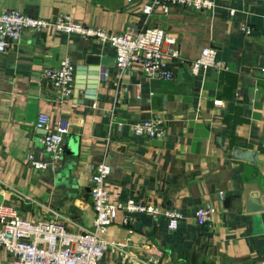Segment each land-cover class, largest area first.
<instances>
[{
    "label": "crops",
    "instance_id": "obj_1",
    "mask_svg": "<svg viewBox=\"0 0 264 264\" xmlns=\"http://www.w3.org/2000/svg\"><path fill=\"white\" fill-rule=\"evenodd\" d=\"M147 0H0V11L53 19L68 15L76 23L120 34L125 29L159 27L175 43L179 59L167 57L172 81L146 80L133 67L120 74L109 44L53 31H24L0 52V203L29 221L62 218L71 232L89 229L94 220L90 178L103 163L108 202L128 199L155 206L160 214L135 215L131 229L117 212L105 239L118 244L99 264H264V213L241 211L243 185L262 180L264 191V0L220 1L210 12L173 8L143 13ZM233 10L232 15L229 11ZM248 25L250 36L241 31ZM212 48L226 70H201L189 64L203 48ZM111 60L89 95L86 56ZM68 59L74 66L72 95L59 101L58 92L39 77ZM80 78V80H79ZM82 88V89H81ZM47 114L55 130L67 120L65 155L45 170H35L29 158L48 162L35 129L39 114ZM156 119L164 136L147 140L133 135L134 124ZM234 148L258 154L255 164L234 160ZM229 199L228 207L216 199ZM208 203L216 208L203 227L195 211ZM167 209L182 215L170 231ZM0 264H11L0 248Z\"/></svg>",
    "mask_w": 264,
    "mask_h": 264
},
{
    "label": "built area",
    "instance_id": "obj_2",
    "mask_svg": "<svg viewBox=\"0 0 264 264\" xmlns=\"http://www.w3.org/2000/svg\"><path fill=\"white\" fill-rule=\"evenodd\" d=\"M221 0H147L143 13L152 14L160 9L162 15L168 14L173 8L191 10L193 12L210 13ZM132 4L134 0H127ZM233 10L229 11L232 15ZM53 31L59 34L77 35L85 39H95L101 44H109L115 54V66L120 74L129 72L134 66L146 80L172 81L174 73L170 69L167 57L179 59L176 48L163 50V45H173L175 41L166 36L164 29L159 27L142 28L141 30L125 29L120 34L84 26L76 23L68 15H60L53 19H41L25 15L17 10L3 9L0 11V52L16 43L24 31ZM241 31L250 36L251 28L241 25ZM191 72L196 75L201 70H226L223 62L217 59L216 50L203 48L194 61L189 64ZM264 80V67L260 70ZM40 81H48L58 92L59 101L69 100L72 95L74 66L65 59L54 68L44 69ZM35 129L42 132L41 145L48 162H36L29 158V164L35 170H45L49 165L56 164L65 155V136L69 133L67 120H60L55 130L49 126L47 114H39ZM133 135L147 140H160L164 136L162 123L152 119L139 122L132 127ZM110 168L99 164L90 178V196L94 220L91 228L79 232H71L67 221L62 218L29 221L20 216L7 204L0 203V248L11 259V264H99L105 253L112 246L106 241L108 227L114 222L117 212L123 214L122 224L131 229L135 215L150 214L157 216L160 211L155 206H147L128 199L124 203L108 202L106 180ZM216 199L224 200V193L218 192ZM216 213L212 203L199 207L195 211V222L198 227L208 225ZM166 227L176 231L182 220L181 213L176 209H167L163 213ZM155 256H148L146 264H159Z\"/></svg>",
    "mask_w": 264,
    "mask_h": 264
},
{
    "label": "water",
    "instance_id": "obj_3",
    "mask_svg": "<svg viewBox=\"0 0 264 264\" xmlns=\"http://www.w3.org/2000/svg\"><path fill=\"white\" fill-rule=\"evenodd\" d=\"M227 1V0H222ZM85 65L87 66L85 74L87 76L88 85L91 90H86L89 95H94L96 84L102 79L106 67L112 65L111 60L101 58L94 54L86 56ZM80 80V78H79ZM82 89V88H81ZM56 90V89H55ZM258 154L251 150L241 148H234L232 158L234 160L245 161L255 164L257 162ZM229 199L224 200V206L227 208ZM241 211L245 215H256L264 213V191L262 189V180L260 177L246 182L243 185L241 194Z\"/></svg>",
    "mask_w": 264,
    "mask_h": 264
}]
</instances>
